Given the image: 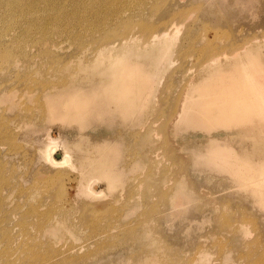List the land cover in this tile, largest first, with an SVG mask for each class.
I'll return each instance as SVG.
<instances>
[{
  "label": "rangeland",
  "instance_id": "374dc122",
  "mask_svg": "<svg viewBox=\"0 0 264 264\" xmlns=\"http://www.w3.org/2000/svg\"><path fill=\"white\" fill-rule=\"evenodd\" d=\"M18 1L11 6L7 0H0V5L2 4V8L0 7V177L3 178H0V183H3L0 184L2 189L0 190V264H49V262L54 264L55 261H60L57 255L53 257L57 251L67 255L69 259H72V256L82 255L83 258H76L77 262L74 264H144L146 262L144 257L151 249H159L167 256L162 255V261L157 260L156 263L151 264H201L204 259V264H242L243 262V264H251L264 258L262 247L264 246V188L259 183H249L252 179L258 181L259 174L264 173V123L248 124L252 114L264 115V112H256L264 106L258 105L252 112L245 111L243 116L233 121H239L238 124L223 121L219 124H206L202 122L203 115L200 111L193 109L192 114L186 117L188 120L180 125V129L174 130L173 127L166 125L175 97L181 93L182 88L184 89L182 86L188 84L190 78L188 76L206 65L205 56L210 51L220 52L218 56L220 60L234 58L241 61L233 64L230 69L219 67L221 70L219 76L211 75L213 77L205 80L208 84H212L211 81L216 79L217 83L214 84L210 94L232 87L225 77L228 72L231 74L243 70L256 80L264 76V47L262 51L250 50L247 54L242 53L240 48L237 50L241 54L233 56L235 48L242 46L244 42L264 45V0H73L87 8V11L82 12V15L78 14L75 20L71 17L74 12L72 10L76 9L73 3L61 2L60 9L55 10L54 7L50 10L47 9L44 0H26V3L24 0L22 3L26 4L25 9L28 5L27 10H33L31 17L27 15L28 12L22 10V13L21 11L19 13L14 10L15 7L22 8ZM53 1L46 0L50 5ZM137 1L140 2L136 6ZM110 3L124 9L126 11L124 21L130 18L131 24L150 23L155 25L154 27L158 25L160 27L163 23L167 24L171 21L177 24L178 30L170 42L174 44V49L166 52L172 63L171 68L167 70L168 72H164L165 76L161 78L159 85L155 86L154 96L152 95L149 101L151 108L148 106V109L143 111L144 107H142L143 115L136 113L135 116L124 118L118 112L112 114L107 112L108 115L106 112L100 114L91 112L81 118L72 116L67 114L66 102L74 93L73 89L91 95L92 91L97 89L94 84L76 82L74 86L59 87L53 91L52 88H45L43 84L46 81L49 84L65 81L75 74L78 62L86 63L95 56L94 50L98 47V41L111 39L108 37L109 33L116 31L120 26L114 25L113 20L110 21L111 16L108 11L105 13L103 10L105 7H110ZM12 7L14 8L10 9ZM9 13H12L11 16ZM43 13L47 14L46 21L57 20V23H54L55 20L50 24L49 21L44 23L51 34L47 32L44 35L40 30L39 24L44 22ZM76 19L78 23L72 25ZM35 25L37 26L34 27ZM54 25L60 26L61 30L54 31L52 29ZM96 26L101 27L97 29ZM135 28L133 38L141 40L140 36H143V33L140 28L136 26ZM30 32L40 35L33 36L34 34ZM46 35L49 37L47 38ZM41 41L46 44H42ZM224 51L232 54L224 56L222 55ZM14 62L17 64L16 67L13 66ZM152 69L145 68V74ZM186 69H191V72L183 75L182 71ZM196 83L192 86L199 87L198 85L203 84L199 80ZM141 84L140 82V86ZM8 89L10 92L7 91ZM198 94V91L192 92L193 96ZM261 96L264 99V93H261ZM100 101L102 105H109L105 97ZM51 105L57 110L56 114L52 112ZM212 109L215 111V107ZM136 121L141 123L140 127L147 128L148 131L139 132ZM134 142H137L136 146ZM51 146L57 149L56 154L51 156L54 161L55 158L60 159L65 156L66 152L69 162L62 166L50 164L47 153ZM150 158L152 164L148 160ZM82 161L87 163L85 166L95 162L103 165L101 167L103 169L113 168L112 172H115L113 174L116 178L121 177L115 179L110 191L104 181L96 180V189L102 192L99 198L84 195L78 188V179L83 171ZM158 175L161 180L157 179ZM142 178L143 180H140ZM90 189L88 183L83 187V191ZM150 193L153 196L149 195ZM156 199L160 200L157 201L159 203ZM32 208L41 213L49 212L48 210L54 214L66 212L68 221L73 226L60 229V234L50 236L46 229L38 230L31 225L34 220L30 217ZM11 209L13 214L10 221H2L5 212L7 214ZM24 214L28 216L24 221L25 229L21 230L20 219ZM82 215L89 224L86 222L80 224L79 219ZM89 220L98 222L99 227L97 229L92 227ZM119 225H122V228ZM250 233L253 234L251 237ZM57 237H61V240ZM247 238L249 241L246 240ZM35 253L38 254L32 256Z\"/></svg>",
  "mask_w": 264,
  "mask_h": 264
},
{
  "label": "bare ground",
  "instance_id": "6f19581e",
  "mask_svg": "<svg viewBox=\"0 0 264 264\" xmlns=\"http://www.w3.org/2000/svg\"><path fill=\"white\" fill-rule=\"evenodd\" d=\"M10 5L12 3H15L18 0H7ZM24 0H19L18 2H20L21 7L22 8H17L15 7L14 10H17L18 12L22 10L24 12H28L27 15L29 16H33V10H27V6L25 9V3L23 4ZM135 1V0H134ZM159 1V0H158ZM164 1V0H162ZM161 1V2H162ZM7 2V3H8ZM40 2V1H39ZM38 2V3H39ZM47 7V9L52 10L55 7V10L60 9V5L64 2L67 3H73V5L76 6V9L74 8L73 14L71 15V17L75 20L76 16L78 14L84 11H87V8L82 6V4L80 5L79 2H73V0H54L53 4L50 5L49 2H46V0L43 1ZM62 2V3H61ZM140 2V1H139ZM139 2L137 1L136 6L139 4ZM156 2V1H155ZM5 3V2H3ZM8 3V5H9ZM28 3V2H27ZM33 3V1H32ZM35 3V2H34ZM143 3V1L141 2V4ZM145 3V2H144ZM43 4V3H41ZM77 4H79L80 6H77ZM111 4V3H110ZM134 4V3H133ZM155 4V3H154ZM161 4V3H160ZM164 4V3H162ZM2 5V4H1ZM0 5V7H1ZM7 5V6H8ZM32 5V4H31ZM37 5V4H36ZM44 5V6H45ZM146 5V4H145ZM144 5V6H145ZM153 5V4H152ZM12 6V5H11ZM134 6V5H132ZM140 6V5H139ZM138 6V7H139ZM155 6V5H154ZM153 6V7H154ZM4 7V5H3ZM14 7L10 8L13 9ZM30 7V6H29ZM39 7V5H38ZM122 7V6H121ZM137 7V8H138ZM2 8V7H1ZM136 8V9H137ZM142 8V6H141ZM145 8V7H144ZM155 8H157L155 6ZM154 8V9H155ZM33 9V8H32ZM140 9V7H139ZM138 9V10H139ZM186 9V8H185ZM195 9V8H194ZM2 10V9H1ZM8 10V9H7ZM40 10V9H39ZM49 10V11H50ZM104 12L109 13V15L111 16L110 21L113 20V24L116 25L117 27L120 26L118 29H116V31L109 33L108 37L111 38L109 40H105L103 42L98 41L97 45L98 47L94 50L95 52V56H93V58L89 59L86 63L83 62H78L79 64L77 65L78 67H76V70L74 73L72 74L70 77H68L67 79H65V81H61L60 82H55V83H44L43 85H45V88H52L51 91H53V89L59 88V87H64V86H74L76 84V82H81V83H85V84H94V86L97 88L94 91H92L91 95H87L85 94L83 91L77 92L76 89L74 90V93L72 95H70L68 101L66 102V109H67V114L70 115H74V116H78L79 118L83 117L85 114L91 113V112H96L97 114L100 113H104V112H108L109 114H112L114 112H118L119 114L121 113L123 115V117H129V116H135L136 113L142 114L143 111H145V109H148L149 106V101L151 100L152 95L154 96V92L153 90H155V86L157 87V85H159V82L161 81V78L164 77V72L167 71L168 69L171 68V60L170 58L167 56L166 52H169L171 50L174 49L173 45L171 44V39L173 38V36L176 34L177 32V24L175 22H169V23H163L162 26L160 27H154L155 25H150L149 24H144V23H140L139 21V25H135V24H131V19H127L124 21L125 17V10L121 9L120 7L111 4L110 7H105L103 8ZM135 10V9H134ZM143 10V9H142ZM3 11V10H2ZM12 11V10H11ZM35 11V10H34ZM10 12V11H8ZM30 12L32 13L30 15ZM43 12V11H42ZM15 14L17 13L16 11L14 12ZM20 13V12H19ZM45 13V11H44ZM43 13V14H44ZM104 13V14H105ZM173 13V12H172ZM183 13V12H182ZM10 14V13H9ZM12 14V13H11ZM11 14L9 16H11ZM40 14V12H39ZM18 15V14H17ZM16 15V16H17ZM38 15V14H37ZM42 15V14H41ZM44 18H42V20L44 22H40L41 24H39L40 26V30L43 31V34L45 35L48 32V26L46 27V25H44L46 21L47 14H44ZM175 15V14H174ZM173 15V16H174ZM180 15V14H179ZM13 16V15H12ZM23 16V15H21ZM39 16V15H38ZM178 16V15H177ZM176 16V17H177ZM181 16V15H180ZM183 16V15H182ZM181 16V17H182ZM15 17V16H13ZM18 17V16H17ZM26 17V16H25ZM81 17V16H80ZM179 17V18H181ZM7 18V17H6ZM12 18V17H11ZM22 17H20L21 19ZM29 18V17H28ZM13 19V18H12ZM17 19V18H16ZM24 19V18H23ZM22 19V20H23ZM37 19V17H36ZM39 19V18H38ZM149 19V18H148ZM168 19V18H167ZM182 19V18H181ZM8 20V18H7ZM18 20V19H17ZM25 20V19H24ZM54 23H57L56 19H52L51 21H54ZM71 20V19H70ZM171 20V19H168ZM180 20V19H179ZM6 21V20H5ZM41 21V19H40ZM49 21V24L50 22ZM166 21V20H165ZM15 22V21H14ZM13 22V23H14ZM39 22V21H38ZM70 22V21H69ZM150 22V21H149ZM168 22V21H167ZM178 22V21H176ZM33 23V22H32ZM34 23H36V20L34 21ZM33 23V25H34ZM73 23L77 24V19L76 22H72V25H74ZM159 23V22H158ZM48 24V25H49ZM53 24V23H52ZM12 25V24H11ZM18 25V24H17ZM31 25V24H30ZM161 25V24H160ZM37 25H35L34 27H36ZM51 27V25H49ZM55 27H52V29L55 30H61L60 26L58 25H54ZM135 26L137 28H140V31L143 33V36L141 37V40H135L133 38V32ZM154 30H153V28ZM13 27V25H12ZM29 27V26H28ZM27 27V28H28ZM101 26H96L95 28H100ZM29 29V28H28ZM27 29V30H28ZM39 28H37L38 30ZM30 30V29H29ZM32 30V29H31ZM35 30V29H34ZM38 30V31H40ZM51 30V29H50ZM36 32V31H35ZM62 32V31H61ZM29 33V31L27 32ZM32 33V32H30ZM39 33V32H38ZM49 33V32H48ZM53 33V32H52ZM56 33V32H55ZM60 33V32H59ZM10 34V33H9ZM34 34V33H32ZM31 34V35H32ZM37 34V33H35ZM33 35V36H38L40 35ZM51 34V33H49ZM43 36V35H42ZM47 36V35H46ZM225 36V35H224ZM13 37V36H10ZM49 37V35L47 36V38ZM53 37V36H51ZM50 37V38H51ZM222 37V36H221ZM46 38V37H45ZM49 38V39H50ZM229 38V37H228ZM242 38V37H241ZM8 39V38H7ZM12 39V38H10ZM44 39V38H43ZM9 40V39H8ZM45 40V39H44ZM43 40V41H44ZM244 40V39H243ZM41 41V42H43ZM227 41V39H226ZM255 41V40H253ZM46 42V40H45ZM45 42H43L42 44H46ZM252 42V41H251ZM236 44V43H235ZM240 44V43H239ZM39 45V44H38ZM37 45V46H38ZM48 45V44H47ZM232 45V44H230ZM237 45V44H236ZM40 47V46H39ZM42 47V46H41ZM211 47V46H210ZM217 47V45H216ZM230 47V46H228ZM264 45L260 44V45H253V43H249L244 42L242 46H237V48H235L236 51H233V56H238V54L245 53L247 54L248 52H250V50H259L262 51ZM191 48V47H190ZM215 47H213L214 49ZM241 48V52H239V50ZM45 49V48H44ZM193 49V48H192ZM209 49V48H208ZM218 49V48H217ZM227 49V47H226ZM231 49V48H230ZM40 50V49H39ZM44 51V50H43ZM223 51V50H222ZM205 52V51H204ZM225 52V51H224ZM222 53V55L226 56V55H231L229 51V54ZM44 53V52H43ZM46 54V53H44ZM219 54H221L220 52H215L214 51H210V53L205 56V64L202 67H200L197 71H194V74H190L191 69H186L183 70L182 72L184 73L183 75H188L190 74V77L188 79V84H186L184 87V89L182 88L181 93H179V95H177L175 97V101L172 104V111L170 112V116L168 118V121L166 123V125H168L169 127H173L174 130L180 129V125L182 123H185L188 119H186L188 114H192L193 109H197V112L200 111V113L203 115V119L202 122L206 123V124H211V123H216L219 124L220 121H223L225 123H234V124H238L239 121L233 122L237 119H239L241 117V115H244L245 111H250L252 112V110H254L255 107H257L258 105H262L264 106V99H262L261 97V93H264V76L260 77L258 80L253 79L252 76L249 77V75L241 70V71H236V72H232L231 74L228 72L226 73L227 75L225 76L227 79L228 84L232 87L230 89L227 90H221V91H217L216 93H212L210 94L211 90H213V86L214 84H216V79H213L211 82L212 84H208L205 80L208 79L209 77H213L215 76H219L220 73L219 71H221L219 69V67L224 66L227 69H230V67L235 64V63H239L241 61H239L238 59L235 60L234 58H222V60H220L218 58ZM7 55V54H6ZM204 56V54H203ZM6 57V56H5ZM4 57V58H5ZM7 58V57H6ZM1 59V57H0ZM3 60H1L2 63ZM18 63V62H17ZM5 64V63H4ZM2 65V64H1ZM147 67H144L146 66ZM13 66H17V64L14 62ZM145 68H153L152 71H149L148 73L145 74L144 69ZM23 69V68H22ZM17 70V69H16ZM15 70V71H16ZM46 72V71H45ZM44 72V73H45ZM59 72V71H58ZM57 72V73H58ZM168 72V71H167ZM17 73V72H16ZM53 73V72H52ZM166 73V72H165ZM3 74V73H2ZM15 74V73H14ZM169 74V73H168ZM171 74V73H170ZM16 75V74H15ZM41 75V74H40ZM192 75V76H191ZM213 75V76H211ZM23 77H25L23 75ZM40 77V76H39ZM57 77V76H56ZM54 77V78H56ZM168 77V75H167ZM186 77V76H185ZM184 77V78H185ZM53 78V79H54ZM166 78V77H165ZM164 78V79H165ZM169 78V77H168ZM167 78V79H168ZM23 79V78H22ZM25 79V78H24ZM35 79V77H34ZM37 80V79H36ZM56 80L58 81V79L56 78ZM203 82L202 85H198L199 87H193L192 84H197L196 82ZM171 81V80H170ZM187 81V80H186ZM186 81L184 83H186ZM20 82V81H19ZM50 82V81H49ZM140 82L142 83L140 86ZM7 83V82H6ZM24 83V82H23ZM166 83V81H165ZM171 85V83H169ZM27 85V84H26ZM79 85V84H78ZM148 85V86H147ZM183 85V84H182ZM23 86V85H22ZM81 86V85H80ZM164 86V85H163ZM83 87V86H82ZM166 87V85H165ZM169 87V86H168ZM71 88V87H70ZM76 88V87H75ZM153 88V89H152ZM170 88V87H169ZM15 89V88H14ZM174 89V88H173ZM20 90V89H19ZM65 90V89H64ZM63 90V91H64ZM166 90V89H164ZM163 90V91H164ZM169 90V89H168ZM167 90V91H168ZM180 90V89H179ZM8 92H10V90H7ZM6 91V94H7ZM14 91V90H13ZM61 91V90H60ZM194 91H198L199 94L196 96L192 95V92ZM16 92V91H15ZM65 92V91H64ZM2 93V92H1ZM177 93V94H178ZM17 94V93H16ZM21 94V93H20ZM25 94V93H24ZM23 94V95H24ZM161 94V91H160ZM30 95V94H29ZM58 95V94H56ZM168 95V94H167ZM166 95V96H167ZM12 96V94L10 95ZM19 96V95H18ZM102 96V97H101ZM159 96V95H158ZM6 97V95H5ZM29 97V96H28ZM48 97V96H47ZM106 98L107 99V104L109 105H102L101 101L102 98ZM173 97V96H172ZM1 98V97H0ZM23 98V96H22ZM11 99V98H10ZM9 99V102H10ZM19 99V98H18ZM24 99V98H23ZM28 99V98H27ZM46 99V98H45ZM158 99V98H157ZM166 99V98H165ZM172 99V98H171ZM37 100V99H36ZM163 100V99H162ZM35 101V100H34ZM6 102V100L4 101ZM19 102V100H18ZM24 102V101H23ZM33 102V101H32ZM12 103V102H11ZM157 103V101H156ZM20 104V103H19ZM5 105V104H4ZM28 105V104H27ZM26 105V106H27ZM151 105V104H150ZM24 106V105H23ZM105 106V107H104ZM108 106V108L106 107ZM147 106V107H146ZM153 106V105H152ZM8 107V106H7ZM13 107V106H12ZM142 107H144V110L141 112ZM150 107V106H149ZM156 107V106H155ZM154 107V109H155ZM212 107H215V111H213ZM218 107V108H216ZM33 108V107H32ZM31 108V109H32ZM116 108V110L114 109ZM151 108V107H150ZM158 108V107H157ZM163 108V107H162ZM1 109V108H0ZM25 109V108H24ZM170 109V108H169ZM6 110H8L6 108ZM51 110L54 114H56L57 110H55L54 106L51 105ZM118 110V111H117ZM158 110V109H157ZM156 110V111H157ZM161 110V108H160ZM264 108L260 107V109H258L256 112H264L263 111ZM1 111V110H0ZM28 111V110H27ZM31 111V110H30ZM73 111V112H71ZM75 111V112H74ZM169 111V110H168ZM8 112V111H7ZM141 112V113H140ZM154 112V110H153ZM25 113V112H24ZM37 113V112H36ZM107 113V115H108ZM145 113V112H144ZM150 113V112H149ZM158 113V112H157ZM164 113V112H163ZM26 114V113H25ZM168 114V113H167ZM31 115V114H30ZM69 115V116H70ZM117 115V114H114ZM143 115V114H142ZM147 115V114H146ZM253 115V116H252ZM250 117V119H248V124L252 125V123H259V122H263L264 123V115H257V114H252ZM1 116V115H0ZM113 116V115H112ZM119 116V115H118ZM151 116V115H150ZM145 117V116H144ZM156 117V116H155ZM2 118L4 119V117L2 116ZM36 118V117H35ZM48 118V117H47ZM102 118V117H101ZM104 118V117H103ZM102 118V119H103ZM121 118V117H120ZM153 118V117H152ZM8 119V118H7ZM154 119V118H153ZM156 119V118H155ZM159 119V118H158ZM30 120V118H29ZM34 120V119H33ZM74 120V118L72 119ZM121 120V119H120ZM144 120V119H143ZM1 121V119H0ZM6 121V120H5ZM27 121V120H26ZM39 121V120H38ZM45 121V120H44ZM43 121V122H44ZM101 121V119H100ZM29 123V121H27ZM47 122V119H46ZM67 122V121H66ZM128 122V121H125ZM5 123V122H4ZM8 123V122H7ZM6 123V124H7ZM34 123V122H33ZM138 123V128L139 132L141 131H148L147 128L144 127H140L141 123H139V121H136V124ZM147 123V122H146ZM149 123V121H148ZM129 124V123H128ZM25 125V124H24ZM32 125V124H31ZM35 124H33L34 126ZM133 125V124H132ZM152 126V124H150ZM262 125V124H261ZM3 126V124H2ZM14 126V125H13ZM102 126V125H101ZM165 126V124H164ZM183 126V125H182ZM4 127V126H3ZM12 127V126H11ZM17 127V126H16ZM2 128V127H1ZM14 128V127H13ZM36 128V127H34ZM102 128V127H101ZM153 128V127H152ZM10 128H8L7 131H9ZM12 129V128H11ZM32 129V128H30ZM104 129V128H103ZM166 129V127L164 128ZM185 129V128H184ZM105 130V129H104ZM190 130V129H189ZM31 131V130H30ZM127 131V130H126ZM133 131V130H132ZM165 131V130H164ZM188 131V130H187ZM203 131V130H202ZM14 132V131H13ZM12 132V133H13ZM22 132V131H21ZM28 132V130L26 131ZM131 132V131H130ZM168 132V130H167ZM205 132V131H204ZM11 133V132H10ZM9 133V135H10ZM100 133V132H98ZM132 133V132H131ZM23 134V133H22ZM8 135V136H9ZM96 135V134H95ZM140 135V134H139ZM7 136V135H6ZM13 136V135H12ZM128 136V134H127ZM138 136V135H137ZM14 137V136H13ZM126 137V135H125ZM129 137V136H128ZM132 137V136H131ZM16 138V137H15ZM2 139V138H1ZM8 139V138H7ZM6 139V140H7ZM11 139V137H10ZM19 139V138H18ZM130 139V138H129ZM133 139V138H132ZM136 139V137H135ZM154 139V138H153ZM4 139H2L3 141ZM5 141V140H4ZM14 141V140H13ZM12 141V142H13ZM154 141V140H153ZM6 142V141H5ZM104 142V141H103ZM155 142V141H154ZM4 143V142H3ZM7 143H9L7 141ZM19 143V142H18ZM101 143V142H100ZM106 143V142H105ZM134 146L137 145V142ZM11 145V143H9ZM107 144V143H106ZM45 145V144H44ZM109 145V144H108ZM3 146V145H2ZM18 146V144L16 145ZM158 146V145H157ZM14 147V146H13ZM12 147V148H13ZM156 147V146H155ZM7 148V147H6ZM48 148V147H47ZM115 148V147H114ZM133 148V147H132ZM9 149V148H8ZM18 149V148H17ZM39 149V148H38ZM44 149V148H43ZM68 149V148H67ZM70 149V148H69ZM109 149V147H108ZM135 149V148H134ZM56 147L52 146L49 148L48 153H47V157L48 160L50 162V164L55 165V166H62L65 165L67 162H69V159H67L68 154L65 152L64 155L62 156L60 159H56L55 157V161L53 160V158L51 156H54L56 154ZM9 151V150H8ZM17 151V150H16ZM45 151V150H44ZM69 151V150H68ZM137 151V150H136ZM105 152V151H104ZM143 152V151H142ZM155 152V151H154ZM153 152V153H154ZM157 152V150H156ZM155 152V155L158 156V154ZM5 153V152H4ZM221 153V152H220ZM43 154V153H42ZM103 154V153H102ZM110 154V153H109ZM150 154V153H149ZM3 155V154H2ZM38 155V154H37ZM137 155V154H135ZM170 155V154H169ZM57 156V155H56ZM114 156V155H113ZM140 156V155H139ZM215 156V155H213ZM43 157V156H42ZM151 157V156H150ZM156 157V156H155ZM141 158V156H140ZM47 159V158H46ZM154 159V158H153ZM152 159V161H153ZM109 160V159H108ZM107 160V161H108ZM111 160V157H110ZM151 162V158L148 159ZM156 160V159H154ZM144 161V160H143ZM25 162V161H24ZM113 162V161H112ZM111 162V163H112ZM154 162V161H153ZM91 163V162H90ZM88 164L87 166H85L87 163L86 162H81V168H82V173L80 175V179H78V188L80 190V192L84 195L87 196H91V197H96L99 198L102 196V192L98 191L96 189V180H102L106 183V188H108V191H110L111 186L113 185V182H115V179H118L121 176H118V178H116V175L113 174L115 172H112L111 170H107V169H103L101 168V164H97V163H93ZM145 163V161H144ZM152 164V162H151ZM150 164V165H151ZM210 164V163H209ZM1 165V164H0ZM5 165V164H4ZM145 165V164H144ZM149 165V163H148ZM213 165V164H211ZM3 166V165H2ZM1 166V167H2ZM12 166V165H11ZM14 166V165H13ZM215 166V165H214ZM217 166V165H216ZM87 167V169L85 168ZM28 168V167H27ZM148 168V166H147ZM228 168V167H227ZM2 169V168H1ZM15 169V168H14ZM156 169V168H155ZM222 169V168H221ZM10 170V169H9ZM5 171V170H4ZM7 171V170H6ZM147 170H145L146 172ZM1 172V171H0ZM15 172V171H14ZM3 173V172H2ZM1 173V175L3 176V174ZM10 173V172H9ZM121 173V172H120ZM143 173V172H142ZM154 173V172H153ZM41 174V173H40ZM118 174V173H117ZM137 174V173H136ZM145 174V173H144ZM12 175V173H11ZM19 175V174H18ZM126 175V174H123ZM140 176V174H138ZM155 175V173H154ZM153 175V176H154ZM6 176H7V172H6ZM47 176V175H46ZM143 176V175H142ZM145 176V175H144ZM143 176V177H144ZM147 176V175H146ZM159 176V175H158ZM175 176V175H174ZM228 176V175H227ZM259 178L258 181L257 179H252L249 180V183H253V184H257L259 183L263 188H264V173H262L261 175L259 174ZM9 177V176H8ZM7 177V179H8ZM12 177V176H11ZM20 177V176H19ZM22 177V176H21ZM39 177V176H38ZM42 177V176H40ZM151 177V176H150ZM157 177V176H156ZM231 177V176H230ZM2 178V177H0ZM10 178V177H9ZM174 178V177H173ZM232 178V177H231ZM3 179V178H2ZM46 179V178H45ZM44 179V180H45ZM160 179V176L159 178ZM235 179V178H234ZM5 180V179H4ZM10 180V179H9ZM22 180V179H21ZM40 180V178H39ZM140 180H143L140 179ZM156 180V179H154ZM1 181V180H0ZM43 181V180H42ZM20 182V181H19ZM48 182V180L46 181ZM6 183V182H5ZM13 183V182H12ZM88 183V185L91 186L90 190H84L83 191V187L84 185H86ZM160 183V182H159ZM1 184V183H0ZM3 184V183H2ZM1 184V185H2ZM0 185V186H1ZM8 186V185H7ZM18 186V185H17ZM47 186V185H46ZM140 186V185H138ZM144 186V185H143ZM148 186V184H147ZM160 186V185H159ZM21 187V186H20ZM29 187V185H28ZM32 187V186H30ZM50 187V186H49ZM132 187V186H131ZM48 188V187H47ZM139 188V187H138ZM136 188V189H138ZM145 188V187H144ZM143 188V189H144ZM23 189V188H22ZM30 189V188H29ZM34 189V188H33ZM37 189V188H36ZM39 189V188H38ZM140 189V188H139ZM148 189V188H147ZM151 189V188H150ZM0 190H2L0 188ZM133 190V187H132ZM13 191V190H12ZM29 191V190H28ZM126 191V190H125ZM135 191V190H134ZM150 192V190H148ZM159 191V190H158ZM157 191V192H158ZM1 192V191H0ZM7 192V191H6ZM130 192V191H129ZM146 192V191H145ZM23 193V191H22ZM26 193V192H25ZM28 193V192H27ZM31 193V192H30ZM29 193V194H30ZM39 193V192H38ZM126 193V192H125ZM136 193V192H135ZM141 193V192H140ZM144 193V190L143 192ZM3 194V193H2ZM32 194V193H31ZM30 194V195H31ZM39 195V194H38ZM129 195V194H128ZM147 195V194H146ZM151 195V193L149 194ZM148 195V196H149ZM161 195V194H160ZM9 196V195H8ZM29 196V195H28ZM120 196V195H118ZM133 196V194H132ZM131 196V197H132ZM153 196V195H151ZM155 196V195H154ZM164 196V194H163ZM113 197V196H112ZM122 197V196H121ZM147 197V196H146ZM166 197V196H165ZM184 197V195H183ZM1 198V196H0ZM85 198V197H84ZM120 198V197H119ZM134 198V197H133ZM137 198V197H136ZM142 198V197H141ZM151 198V197H150ZM158 198V197H157ZM161 198V197H160ZM185 198V197H184ZM27 199V198H26ZM30 199V198H29ZM36 199V198H35ZM138 199V198H137ZM143 199V198H142ZM162 199V198H161ZM164 199V198H163ZM3 200V199H2ZM24 200V199H23ZM126 200V199H125ZM132 200V199H130ZM147 200V199H146ZM145 200V201H146ZM159 200V199H158ZM156 199V202L158 201ZM179 200V198H178ZM11 201V200H10ZM29 201V200H28ZM84 201V200H83ZM154 201V200H153ZM160 201V200H159ZM9 202V201H8ZM35 202V201H34ZM80 202V201H79ZM101 202V201H100ZM99 202V203H100ZM129 201H127L128 203ZM179 202V201H178ZM136 203V202H135ZM159 203V202H157ZM155 203V204H157ZM129 204V203H128ZM143 204V203H142ZM151 204V203H150ZM153 204V203H152ZM177 204V203H176ZM29 205V204H28ZM35 205V204H33ZM50 205V204H49ZM48 205V207H49ZM53 205V204H52ZM99 205V204H98ZM127 205V204H126ZM159 205V204H158ZM259 205V204H258ZM30 206V205H29ZM125 206V205H124ZM139 206V205H138ZM144 206V204H143ZM152 207H154L153 205H151ZM156 206V205H155ZM229 206V205H228ZM8 207V206H7ZM35 207V206H34ZM95 207V206H94ZM149 207V206H148ZM161 207V206H160ZM166 207V206H165ZM237 207V206H236ZM9 208V207H8ZM54 209V207H52ZM96 208V207H95ZM124 208V207H123ZM145 208V207H144ZM143 208V209H144ZM181 208V207H180ZM179 208V209H180ZM243 208V207H242ZM261 208V207H260ZM13 209V208H12ZM12 209L9 210L5 215L4 218L2 219V221L4 222H8L10 221L9 219L12 218ZM38 209V208H37ZM56 209V207H55ZM54 209V210H55ZM59 209V208H58ZM75 209V208H74ZM155 209V208H154ZM157 209V208H156ZM229 209V208H228ZM245 209V208H244ZM53 210V211H54ZM91 210V209H90ZM95 210V209H94ZM130 210V209H129ZM153 210V209H152ZM39 210H35V208L30 210L31 216L34 220L31 223V225L34 228H37L38 230H44L46 229L50 236L51 235H58L59 230L60 229H64V228H71L72 223L70 225L69 221H68V217L66 212L62 213H58V214H54L52 212H50L51 210H48L49 212H38ZM63 211V210H62ZM161 211V210H160ZM167 211V210H166ZM234 211H236L234 209ZM246 211V210H245ZM82 212V211H81ZM127 212V211H126ZM132 212V211H131ZM159 212V211H157ZM75 213V212H74ZM110 213V212H109ZM112 213V212H111ZM124 213V212H123ZM133 213H135L133 211ZM145 213V212H144ZM22 214V213H21ZM100 214V213H99ZM240 214V213H239ZM98 215V214H97ZM247 215V214H246ZM28 214H24L21 216L20 222H21V230L25 229L26 224L24 223V221L27 219ZM140 216V214H139ZM128 217V216H127ZM171 217V216H170ZM234 217V216H233ZM103 218V216H102ZM163 218V217H162ZM245 218V217H244ZM252 218V217H251ZM73 219V218H72ZM80 220V224L83 222H86V224H89L86 217L84 215L81 216ZM74 221V220H73ZM143 221V220H142ZM246 221V219H245ZM90 222V220H89ZM140 222V221H138ZM137 222V223H138ZM249 222V221H248ZM98 223V222H97ZM96 222L91 221L90 225L92 227H95L96 229L99 227L97 225ZM135 223V222H134ZM151 223V222H150ZM128 224V223H127ZM160 224V223H159ZM243 224V223H242ZM245 224V223H244ZM249 224V223H248ZM77 225V224H76ZM83 225V224H82ZM125 225V224H124ZM129 225V224H128ZM136 225V224H135ZM11 226V225H10ZM115 226V225H114ZM117 226V225H116ZM122 228V225H119ZM118 226V227H119ZM176 226V225H175ZM251 226V224L249 225V227ZM113 227V226H112ZM125 227V226H123ZM131 226H129L130 228ZM134 227V226H133ZM132 227V228H133ZM145 227V226H144ZM162 227V226H161ZM120 228V229H121ZM218 228V227H217ZM118 229V228H117ZM131 229V228H130ZM152 229V228H151ZM161 229V228H160ZM229 229V228H228ZM250 229V228H249ZM114 230V229H113ZM116 230V229H115ZM124 230V229H123ZM126 230V229H125ZM163 230V229H162ZM216 229H214L215 231ZM121 231V230H120ZM119 231V233H120ZM132 231V229H131ZM154 231V230H153ZM152 231V232H153ZM222 231V230H221ZM225 231V230H224ZM254 231V230H253ZM68 233V231H66ZM126 232V231H124ZM129 232V231H128ZM135 232V231H134ZM151 232V231H150ZM234 232V231H232ZM257 232V231H256ZM43 233V232H42ZM228 233V232H227ZM249 233V232H248ZM253 233V232H252ZM47 234V233H46ZM97 234V233H95ZM127 234V233H126ZM134 234V233H133ZM226 234V233H225ZM236 234V233H235ZM1 235V234H0ZM27 235V234H26ZM136 235V233H135ZM134 235V236H135ZM156 235V234H155ZM220 235V234H219ZM232 235V234H231ZM253 235V234H252ZM250 233V237L252 236ZM256 235V234H255ZM254 235V236H255ZM35 236V235H34ZM114 236V235H113ZM121 236V234H120ZM125 236V233H124ZM130 236V235H129ZM258 236V235H256ZM1 237V236H0ZM6 237V236H5ZM20 237V236H19ZM25 237V236H24ZM64 237V236H63ZM119 237V236H118ZM136 237V236H135ZM158 237V235H157ZM238 237V236H237ZM26 238V237H25ZM58 240H61V237H57ZM116 238V237H115ZM128 238V237H127ZM160 238V237H159ZM260 238V237H259ZM29 240L31 238H28ZM227 239V238H226ZM251 239V238H250ZM36 240V239H35ZM116 240V239H115ZM120 240V239H119ZM132 240V239H131ZM134 240V239H133ZM162 240V239H161ZM167 240V239H166ZM232 240V239H231ZM247 241L248 238L246 239ZM11 241V240H10ZM18 241V240H17ZM25 241V240H24ZM23 241V242H24ZM51 241V240H50ZM118 241V240H117ZM124 241V240H123ZM163 241V240H162ZM218 241V240H217ZM227 241V240H226ZM225 241V242H226ZM234 241V240H233ZM27 242V240H26ZM115 241L113 240V243ZM216 242V241H215ZM18 243V242H17ZM25 243V242H24ZM23 243V244H24ZM28 243V242H27ZM35 243V242H34ZM39 243V242H38ZM120 243V242H119ZM118 243V244H119ZM177 243V242H176ZM218 243V242H217ZM220 243V242H219ZM218 243V244H219ZM228 243V242H227ZM234 243V242H233ZM41 244V243H40ZM39 244V245H40ZM50 244V243H49ZM115 244V243H114ZM131 244V243H130ZM213 244V243H212ZM216 244V243H215ZM241 244V243H240ZM7 245V243H6ZM52 245V244H50ZM225 245V244H224ZM260 245V244H259ZM14 246V245H13ZM27 246V245H26ZM29 246V245H28ZM44 246V245H43ZM132 246V245H131ZM135 246V245H134ZM213 246V245H212ZM211 246V248H212ZM217 246V245H216ZM235 246V245H233ZM244 246V245H243ZM248 246V245H247ZM252 246V245H251ZM5 247V246H4ZM11 247V246H10ZM24 247V246H23ZM41 247V246H40ZM139 247V246H138ZM256 247V246H255ZM261 247V246H260ZM262 247L264 248V246L262 245ZM7 248V247H6ZM17 248V247H16ZM36 248V247H35ZM43 248V247H42ZM50 249V247H47ZM46 248V249H47ZM130 248V247H129ZM203 248V247H202ZM209 248V247H207ZM220 248V247H219ZM234 248V247H233ZM242 248V247H241ZM248 248V247H247ZM9 249V248H8ZM15 249V248H14ZM23 249V248H22ZM27 249V247H26ZM53 249V248H52ZM134 249V248H133ZM171 249V247H170ZM200 249V248H199ZM198 249V250H199ZM223 249V248H222ZM220 249V250H222ZM5 250V249H4ZM2 250V251H4ZM43 250V249H42ZM159 250V249H158ZM158 250H153L151 249L150 251H147L149 253H147L145 255V259H146V264H151V263H156V261H162V255L163 252L162 251H158ZM172 250V249H171ZM197 250V249H196ZM204 250V249H203ZM213 250V249H210ZM248 250V249H247ZM263 250V249H262ZM13 251V250H12ZM24 251V250H23ZM27 252V250H25ZM31 251V250H30ZM35 251V250H34ZM128 251V250H127ZM143 251V250H142ZM261 251V250H260ZM14 252V251H13ZM36 252V251H35ZM45 252V250H44ZM43 252V253H44ZM136 252V251H135ZM170 252V250H169ZM178 252V251H177ZM219 252V250L217 251V253ZM255 252V251H254ZM257 252V251H256ZM263 252V251H262ZM261 252V253H262ZM4 253V252H3ZM173 253V252H172ZM203 253V252H202ZM205 253V251H204ZM209 253V252H208ZM215 253V252H214ZM224 253V252H223ZM15 254V253H14ZM28 254V253H27ZM26 254V255H27ZM38 254V253H37ZM32 254L33 255H37ZM48 254V252H47ZM91 254V253H90ZM130 254V253H129ZM137 254V253H136ZM139 254V253H138ZM160 254V255H159ZM179 254V253H178ZM182 254V253H181ZM213 254V252H212ZM216 254V253H215ZM243 254V253H242ZM241 254V255H242ZM264 254V253H263ZM2 255V254H1ZM22 255V254H21ZM60 261H55L54 264H74L75 262H77L76 258L78 259H82L83 256L80 255L78 257H71L72 259H69V257L63 253H61L60 251H57L54 255L56 256ZM125 255V254H124ZM133 255V254H132ZM131 255V256H132ZM170 255V253H169ZM245 255V252H244ZM24 256V255H23ZM31 256V257H32ZM46 256V255H45ZM94 256V255H93ZM141 256V255H140ZM166 256V254L164 255ZM183 256V255H182ZM195 256V255H194ZM216 256V255H215ZM219 256V254L217 255ZM256 256V255H255ZM258 256V255H257ZM1 257V256H0ZM4 257V256H3ZM30 257V260H31ZM42 258V256H40ZM87 257V256H86ZM167 257V256H166ZM171 257V256H168ZM197 257V254H196ZM202 257V255H201ZM199 256V259L201 258ZM221 257V256H220ZM260 257V256H259ZM45 258V257H44ZM51 258V256H50ZM139 258V257H138ZM177 258V257H175ZM180 258V257H179ZM218 258V257H216ZM215 258V259H216ZM246 258V257H245ZM19 259V258H18ZM24 259V257H23ZM37 259V256H36ZM53 259V258H52ZM117 259V257H116ZM129 259V256H128ZM170 259V258H169ZM188 259V257L186 258ZM185 259V260H186ZM195 259V257H194ZM197 259V258H196ZM210 259V258H209ZM232 259V258H231ZM29 260V259H28ZM130 260V259H129ZM136 260V259H135ZM164 260H166L164 258ZM183 260V259H181ZM192 260V256L190 261ZM198 260V259H197ZM214 260V258H213ZM245 260V259H244ZM250 260V259H249ZM248 260V261H249ZM18 261V260H17ZM22 261V260H21ZM46 261V260H45ZM49 261V260H48ZM87 261V260H86ZM168 261V260H166ZM177 261V260H176ZM174 261V263L176 262ZM221 261V260H220ZM219 261V262H220ZM246 261V260H245ZM4 262V261H3ZM7 262V260H6ZM9 262V261H8ZM94 262V261H93ZM171 262V261H170ZM178 262V261H177ZM180 262V261H179ZM184 262V261H183ZM215 262V261H214ZM11 263V262H10ZM90 263V262H89ZM131 263V261H130ZM144 263V264H145ZM205 263V259L201 262V264ZM212 263V262H211ZM244 263V262H243ZM242 263V264H243ZM7 264V263H6ZM15 264V263H14ZM43 264V263H42ZM50 264V262H49ZM128 264V263H127ZM168 264V263H166ZM181 264V263H180ZM186 264V263H185ZM230 264V263H228ZM247 264V263H245ZM251 264H264V258L262 257L261 260L257 261V262H252Z\"/></svg>",
  "mask_w": 264,
  "mask_h": 264
}]
</instances>
